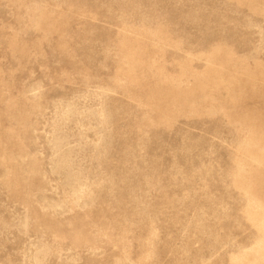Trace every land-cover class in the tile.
Segmentation results:
<instances>
[{"label": "rangeland", "instance_id": "374dc122", "mask_svg": "<svg viewBox=\"0 0 264 264\" xmlns=\"http://www.w3.org/2000/svg\"><path fill=\"white\" fill-rule=\"evenodd\" d=\"M0 264H264V0H0Z\"/></svg>", "mask_w": 264, "mask_h": 264}]
</instances>
